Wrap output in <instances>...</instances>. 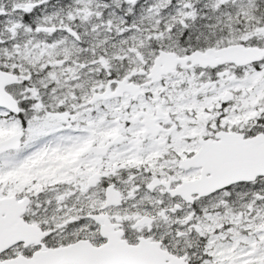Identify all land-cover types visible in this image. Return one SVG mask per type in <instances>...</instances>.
I'll return each mask as SVG.
<instances>
[{"label":"snow or ice","instance_id":"1","mask_svg":"<svg viewBox=\"0 0 264 264\" xmlns=\"http://www.w3.org/2000/svg\"><path fill=\"white\" fill-rule=\"evenodd\" d=\"M0 264H264V0H0Z\"/></svg>","mask_w":264,"mask_h":264}]
</instances>
